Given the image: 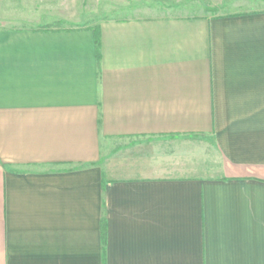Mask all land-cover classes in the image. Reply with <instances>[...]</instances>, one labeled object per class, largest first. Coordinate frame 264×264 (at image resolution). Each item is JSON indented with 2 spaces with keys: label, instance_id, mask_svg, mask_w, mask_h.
I'll return each instance as SVG.
<instances>
[{
  "label": "crops",
  "instance_id": "0c3cea01",
  "mask_svg": "<svg viewBox=\"0 0 264 264\" xmlns=\"http://www.w3.org/2000/svg\"><path fill=\"white\" fill-rule=\"evenodd\" d=\"M112 14L0 30V264H264V7Z\"/></svg>",
  "mask_w": 264,
  "mask_h": 264
},
{
  "label": "rangeland",
  "instance_id": "374dc122",
  "mask_svg": "<svg viewBox=\"0 0 264 264\" xmlns=\"http://www.w3.org/2000/svg\"><path fill=\"white\" fill-rule=\"evenodd\" d=\"M263 7L264 0H0V30L88 27L115 12L150 17L168 8L178 14L216 16Z\"/></svg>",
  "mask_w": 264,
  "mask_h": 264
},
{
  "label": "trees",
  "instance_id": "16d2710c",
  "mask_svg": "<svg viewBox=\"0 0 264 264\" xmlns=\"http://www.w3.org/2000/svg\"><path fill=\"white\" fill-rule=\"evenodd\" d=\"M95 44H96V48H97V57L99 58L100 44H99V36H98L97 31H95ZM103 241H104V235H103Z\"/></svg>",
  "mask_w": 264,
  "mask_h": 264
}]
</instances>
